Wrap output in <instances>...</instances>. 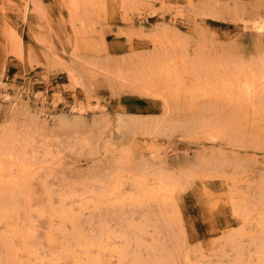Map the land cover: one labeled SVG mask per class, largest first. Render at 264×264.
<instances>
[{
  "label": "bare ground",
  "instance_id": "1",
  "mask_svg": "<svg viewBox=\"0 0 264 264\" xmlns=\"http://www.w3.org/2000/svg\"><path fill=\"white\" fill-rule=\"evenodd\" d=\"M113 1L118 7H123V11L126 7L128 10L135 7L138 13L154 10L151 0ZM101 4L103 0H68L67 6L73 20L80 22L85 31L92 24L86 25L81 12L87 14L91 7L102 9L105 6ZM160 4L166 5L164 1ZM166 6L173 9L174 17H185L182 5ZM34 7L38 8L37 5ZM209 7V14L216 12ZM244 26L254 33H264V19L245 21ZM9 35L16 39V44H20L19 36ZM155 35L150 52L136 61L129 59V63L126 62L129 67L124 71L123 67H116L113 77L119 79L122 86L128 85L138 93L149 94V97L158 96L164 109L170 112L184 100L192 106L206 100L208 105L216 104L219 110L229 106L235 114V119L229 118L228 114L222 118L201 117L203 119L196 120L192 115L185 117L182 125L179 124L180 129L183 126L186 130L202 131L211 138H217L229 132L244 136V130L250 127L255 129L257 138L264 140V68L254 67L251 62L213 61L211 55L205 53L207 47L203 43L190 56L176 35ZM68 72L75 79V73L72 70ZM1 97L12 105L17 100L6 92ZM82 106L79 102L72 105L79 117L82 116ZM157 121L121 119L116 122L117 133L121 137L130 136L133 141L134 135L140 133L145 142V137L151 134V126ZM27 122L17 126L11 119L0 126V264H264V180L260 179L250 192L236 190L234 184L240 178L234 175L237 170L234 174L227 171L230 175L212 172L207 159L206 164L204 157L200 159L199 155L194 162L185 163L179 173L164 171L160 168L158 159L161 156L153 146L155 144L141 146L139 150L146 151V154L137 161L130 160L129 150L111 161L108 157L89 160L93 157L90 146H96L95 138H91L94 141L92 145L91 139L85 135L87 133H81L83 129L79 130V126H73L71 122L64 127L59 126L56 129L63 131L64 136L51 138L48 132L29 126ZM33 122L36 123L32 121L30 125ZM168 122L171 123L170 120ZM95 123L92 126H97ZM162 128L161 133L164 132ZM62 137L68 143L65 148L77 147L81 154L88 151L83 155L85 166L68 172L63 170ZM207 165L208 172L203 168ZM204 176L218 177L227 187L225 201L230 205L237 224L226 233L222 232L218 247L212 250L211 246L209 249L212 251L207 248L208 254L201 249L199 251L198 244L195 248L189 244L176 201L178 192L195 178ZM36 186L40 189H35Z\"/></svg>",
  "mask_w": 264,
  "mask_h": 264
},
{
  "label": "rangeland",
  "instance_id": "2",
  "mask_svg": "<svg viewBox=\"0 0 264 264\" xmlns=\"http://www.w3.org/2000/svg\"><path fill=\"white\" fill-rule=\"evenodd\" d=\"M163 1L166 5H182L185 17H174L173 9L160 4ZM163 1L151 0L155 11L149 12L151 9H148L145 13H138L135 7L131 10L126 7L123 11V7H118L117 2L103 0L101 5L105 7H91L87 11L91 19L87 18L86 12H81L80 15L83 21H87V24L84 22L87 26L94 24V27L88 26L85 32L82 29L85 27L80 26V22L71 17L68 0H0V126L6 125L11 119L17 126L29 120V126H35L55 138L61 134L64 136V132L57 129L71 122L73 126H79V130L83 129L81 133H87L85 135H88V139L95 138V143L92 139L89 140L92 145L96 144L94 148V145L90 146L93 157H89V160H104L108 157L111 161L113 158L124 156L129 150L130 160L137 161L142 154H146V151L139 150L141 146L155 144L153 146L159 150L161 156L160 160L158 159L159 165L164 171L179 173L185 163H192L204 157L212 172L230 175L228 172L234 174L237 170L238 173L235 172L234 175L240 177L237 178V183L240 184H234L237 186L236 190L250 192L260 179L264 180V140L257 138L254 128H246L245 137L229 132L227 135L211 138L205 132L189 131L181 126L183 120L192 115H195L194 120L203 119L201 117L222 118L228 114L229 118H233L235 114L229 106L219 110L216 104L208 105L206 100L196 106L184 100L177 109L175 107L170 112L164 109L158 96L149 97V94H139L128 85L122 86L120 80L113 77V73L118 66L123 67V71L126 70L129 67L126 64L129 59L136 61L150 52L153 49L152 38L156 33L155 37L176 35L190 56H193L203 43L207 47L205 53L211 55L213 61L227 59V62L232 63L251 62L254 67L264 68V33H254L244 26L245 21L250 23L264 19V0ZM208 7L216 12L209 14ZM10 33L14 37H20V44H16V39L14 40ZM68 70L75 73V79L69 76ZM4 92L17 99L13 105L1 97ZM78 102L79 106L84 107L80 117L77 116L76 110L72 109V105ZM117 118H148L159 122L149 127L151 136L145 137L149 140L147 143V139H144L145 143L140 133L134 135V141L130 136L121 137L117 133V123L120 121ZM32 121L36 123L30 125ZM94 123L97 126H92ZM155 131L161 134L156 132V135L152 136ZM62 138V150L65 154L63 170L68 172L85 166L84 153L88 151L81 154L77 147L65 148L68 143L65 137ZM98 138L101 140L98 141ZM112 153L114 155L110 157ZM196 155L200 157L197 158ZM211 156L216 157L209 159ZM203 168L208 172V165ZM35 189L34 191L38 192ZM226 191L227 187L221 183L220 178L204 176L195 178L178 192L176 197L186 239L194 248L198 244V250L201 249L206 254L218 247L223 231L226 233L231 226L237 225L230 205L225 201Z\"/></svg>",
  "mask_w": 264,
  "mask_h": 264
}]
</instances>
